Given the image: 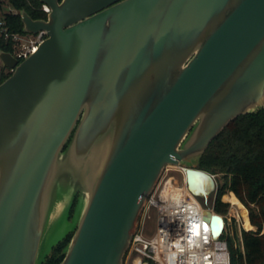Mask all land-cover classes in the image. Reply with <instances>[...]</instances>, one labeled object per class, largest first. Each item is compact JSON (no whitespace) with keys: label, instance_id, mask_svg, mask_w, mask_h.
<instances>
[{"label":"water","instance_id":"water-1","mask_svg":"<svg viewBox=\"0 0 264 264\" xmlns=\"http://www.w3.org/2000/svg\"><path fill=\"white\" fill-rule=\"evenodd\" d=\"M40 1L47 18L21 10L25 32L47 31L38 50L0 51V264H43L55 207L68 219L75 201L59 264H123L164 169L208 197L192 162L264 108V0Z\"/></svg>","mask_w":264,"mask_h":264},{"label":"built area","instance_id":"built-area-1","mask_svg":"<svg viewBox=\"0 0 264 264\" xmlns=\"http://www.w3.org/2000/svg\"><path fill=\"white\" fill-rule=\"evenodd\" d=\"M39 9L47 15L52 11L42 2ZM18 13L21 16L11 0H0V38L7 47H0V51L10 53L20 63L37 51L48 35L46 30L37 33L25 32L24 27L22 31L16 30L12 17ZM13 71L14 68L4 64L0 54V77ZM178 172L182 179L176 177ZM210 174L217 185V174ZM185 176V166L168 165L164 169L146 199L123 264H231L229 238L236 232L237 244L244 251L242 231L247 229L238 203L230 200L225 214L205 206L200 196L189 189ZM213 199L215 204L217 195ZM152 209L156 213L157 228L148 235L145 224ZM207 211L222 217L223 226L218 235L214 231L216 223L211 215L207 216Z\"/></svg>","mask_w":264,"mask_h":264},{"label":"trees","instance_id":"trees-1","mask_svg":"<svg viewBox=\"0 0 264 264\" xmlns=\"http://www.w3.org/2000/svg\"><path fill=\"white\" fill-rule=\"evenodd\" d=\"M11 2L18 10L25 9L35 19L47 18V14L39 9L40 0ZM12 21L16 30H23L24 24L19 13L13 15ZM0 47L7 49L1 38ZM10 75L3 76L1 81ZM197 167L217 174V180L225 181L219 195L226 189L233 190L249 207L252 223L259 227L258 231H242L244 251L237 244V232L229 238L231 264H264V108L232 120L211 142ZM75 204L76 201L71 216ZM215 210L225 212L227 203L218 198ZM72 235L73 233L68 234L55 245L43 264H59L65 256L64 249Z\"/></svg>","mask_w":264,"mask_h":264},{"label":"rangeland","instance_id":"rangeland-1","mask_svg":"<svg viewBox=\"0 0 264 264\" xmlns=\"http://www.w3.org/2000/svg\"><path fill=\"white\" fill-rule=\"evenodd\" d=\"M193 165L198 166V163L196 161L192 162ZM171 169H177V168H171ZM176 177L182 179V175L180 172L176 173ZM225 181L221 182L220 180H217L216 188L210 193L208 198H204L200 196V200L203 202L205 206L209 207H215L214 204V196L217 195V200L220 198V200L225 201L227 203V209H229L231 203H230V197H235L237 200L236 203L241 208L242 215H243V223L247 227V230L252 231H258L259 227L252 223L250 219V211L249 207L246 205V203L238 197V195L233 191L226 189L225 192L221 195H219L220 188L222 187V184ZM226 182H229L226 181ZM216 200V202H217ZM208 201V202H206ZM67 202H63L59 205H57L54 209V213L52 216V219L49 223V228L47 229L45 236L43 238L40 252H39V259H42L47 254H50L52 252L53 245L63 236V234L68 230L70 226H72V216L67 219ZM225 214V212H223ZM157 228V220H156V213L152 209L150 212V217L147 218L146 224H145V233L148 235H152ZM264 230H262V233Z\"/></svg>","mask_w":264,"mask_h":264},{"label":"bare ground","instance_id":"bare-ground-1","mask_svg":"<svg viewBox=\"0 0 264 264\" xmlns=\"http://www.w3.org/2000/svg\"><path fill=\"white\" fill-rule=\"evenodd\" d=\"M210 177L211 178H213V176L210 174ZM185 179H186V176H185ZM199 184L200 185H203L204 187H205V184H206V178L204 177V176H202L201 178H200V182H199ZM231 199L230 200H232L234 203H236L237 201V199L235 198V197H230ZM223 220H220V222L218 223V225H217V231H216V235H218L219 234V230H221V228H222V226H223V222H222ZM246 227V226H245ZM247 228V227H246Z\"/></svg>","mask_w":264,"mask_h":264}]
</instances>
